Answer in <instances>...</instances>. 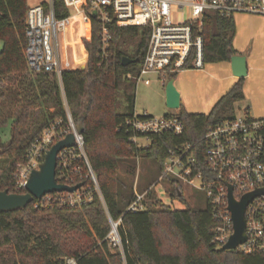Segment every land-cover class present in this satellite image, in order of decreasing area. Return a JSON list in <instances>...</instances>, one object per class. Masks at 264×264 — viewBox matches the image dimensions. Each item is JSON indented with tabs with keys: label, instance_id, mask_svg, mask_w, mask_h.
Returning a JSON list of instances; mask_svg holds the SVG:
<instances>
[{
	"label": "trees",
	"instance_id": "obj_1",
	"mask_svg": "<svg viewBox=\"0 0 264 264\" xmlns=\"http://www.w3.org/2000/svg\"><path fill=\"white\" fill-rule=\"evenodd\" d=\"M27 7V0H0V125L11 121L10 140H0V190L24 191L15 184L17 165L26 161L28 147L44 128L58 119L61 126L67 125V112L76 126H82L83 151L98 189L83 158L64 169L56 166V180L64 182L58 178L63 170L72 177L67 183L81 182L91 198L70 206L60 201L67 193L60 191L47 200L33 199L22 210L1 212L0 264H66L68 257L76 264H264L262 253L225 250L212 242L214 220L208 201L205 209L174 208L156 199L149 186L138 193H144L142 207L127 210L137 193L139 160H151L159 177L169 148L182 142L202 147L201 138L210 126L233 117L234 102L244 97L243 78H237L208 113L188 112L180 106L176 115L183 124L181 134H143L129 120L140 117L134 111L135 76L147 46L148 26L109 23L108 52L103 56L96 18L89 14L86 27L79 17H70L66 28L74 56L70 66L86 60V68L64 69L58 80L54 73L28 68ZM55 12L58 17L69 15L61 0H55ZM234 34L232 15L205 13L203 64L241 54L233 46ZM81 35L86 52L78 39ZM123 56L135 60L123 65ZM190 68L194 67L189 63L183 66ZM137 136L148 142L137 145L133 140ZM74 166L79 171H72ZM169 182L173 196L182 197L175 189L178 182ZM110 220H119V246L108 242Z\"/></svg>",
	"mask_w": 264,
	"mask_h": 264
},
{
	"label": "built area",
	"instance_id": "obj_2",
	"mask_svg": "<svg viewBox=\"0 0 264 264\" xmlns=\"http://www.w3.org/2000/svg\"><path fill=\"white\" fill-rule=\"evenodd\" d=\"M67 10L73 9V15L58 17L55 12V0H45L29 5L25 12V59L31 71L54 73L58 80L64 70L61 35L68 24V19L79 14L84 25L90 22L89 14L96 18L99 29V50L107 55L109 45L108 24L148 26L149 36L142 57L136 81L141 75L156 73L164 84L169 75L183 69L184 64L194 68L203 66L202 62V17L207 12L230 16L235 12L264 15V0H61ZM83 36V35H81ZM85 36V35H84ZM145 84L150 83L145 78ZM225 119L210 126L201 138L202 147L195 142H182L168 149L164 160L163 173L156 182H161L163 175L181 178L194 186V178L200 180L197 187L205 191L214 220L212 242L217 247L227 241L231 235L232 220L228 206V185L233 197L238 200L244 193L264 188V118L248 115ZM129 120L136 131L143 134L170 132L181 134L183 124L176 113L154 117L146 112ZM67 125L61 126L58 119L44 128L31 142L26 154V161L18 164L15 184L24 189L27 178L33 169H38L46 150L57 140L72 132L74 145L64 147L57 153V165L66 168L73 160L83 158L88 175L94 188L98 185L94 174L86 161L83 151L82 133L77 132L70 114L67 112ZM72 171H79L74 166ZM64 184L72 177L63 170L58 174ZM195 187V186H194ZM53 193H47L39 199H50ZM59 196V195H57ZM91 198L88 188L78 187L59 197L67 205H76ZM144 193H136L135 199L127 210L137 211L142 207ZM246 239L234 250L242 253L264 254V193L253 197L244 211ZM119 220H110L107 234L111 246H119L117 232ZM66 264H76L74 258H66Z\"/></svg>",
	"mask_w": 264,
	"mask_h": 264
},
{
	"label": "rangeland",
	"instance_id": "obj_3",
	"mask_svg": "<svg viewBox=\"0 0 264 264\" xmlns=\"http://www.w3.org/2000/svg\"><path fill=\"white\" fill-rule=\"evenodd\" d=\"M43 1L45 0H27V4L29 6ZM74 13L75 10H68V14L73 15ZM232 17L235 23L233 46L246 57L247 64V74L243 78L242 87L244 97L234 102L233 113L236 116H245L247 110L248 115L253 118H264V15L235 12ZM83 38H85L84 35L78 37L81 44ZM1 47L2 41L0 40V49ZM81 67L82 69L86 68V60L81 64L72 65L65 69ZM145 78L150 79L149 84L144 83ZM235 80L229 63L222 61L205 63L200 68L181 69L173 77V84L180 94V105L185 110L208 113ZM165 83L163 84L159 80L156 73L149 72L141 75L134 88L135 113L146 112L154 117L176 113L179 108H168L165 104ZM10 138L11 121L8 120L0 125V140L8 142ZM133 140L139 146L148 142L144 136H137ZM155 174L156 166L151 160H139L134 182L135 192L139 193L145 187L148 190L149 186H152L156 199L171 207L178 209L186 207L206 208L207 197L204 190L197 188L200 186L198 178H194L192 181L194 187L181 178H175L171 175H167L161 182H156L158 177H155ZM170 179L178 182L182 197L173 196Z\"/></svg>",
	"mask_w": 264,
	"mask_h": 264
},
{
	"label": "water",
	"instance_id": "obj_4",
	"mask_svg": "<svg viewBox=\"0 0 264 264\" xmlns=\"http://www.w3.org/2000/svg\"><path fill=\"white\" fill-rule=\"evenodd\" d=\"M135 59L127 56L122 57V64L126 65ZM232 75L236 78H244L247 74L246 57L242 54H234L229 59ZM82 69V67H81ZM165 104L168 108L178 109L180 107V94L173 84V77L165 83ZM77 132H82V126L76 127ZM74 145V136L72 132L67 133L63 138L54 142L45 152L42 162L38 169L31 170L24 185V191L9 192L7 189L0 190V213L5 211L22 210L33 199H39L43 195L52 192H73L82 185L81 182L68 185L60 183L55 177V168L57 165V153L64 147ZM2 148H0V153ZM178 196H181V190L176 186ZM264 193V188L254 189L244 193L238 200L233 197L232 188L228 185V206L232 220L233 231L227 241L222 245V249L231 250L246 239L244 211L247 203L255 196Z\"/></svg>",
	"mask_w": 264,
	"mask_h": 264
},
{
	"label": "bare ground",
	"instance_id": "obj_5",
	"mask_svg": "<svg viewBox=\"0 0 264 264\" xmlns=\"http://www.w3.org/2000/svg\"><path fill=\"white\" fill-rule=\"evenodd\" d=\"M80 18V15H74ZM81 20V18H80ZM69 22V19H68ZM82 22V20H81ZM68 25V24H67ZM67 25L61 35L62 38V51H63V58H64V66L70 67L71 61L74 58L72 54V41L71 36L66 32Z\"/></svg>",
	"mask_w": 264,
	"mask_h": 264
},
{
	"label": "crops",
	"instance_id": "obj_6",
	"mask_svg": "<svg viewBox=\"0 0 264 264\" xmlns=\"http://www.w3.org/2000/svg\"><path fill=\"white\" fill-rule=\"evenodd\" d=\"M82 46H83V49L85 50L83 43H82ZM235 49H236V48H235ZM85 52H86V50H85ZM86 58H87V54H86ZM227 62L229 63V61H227ZM229 65H230V64H229ZM234 77H235V76H234ZM235 79L237 80L236 77H235ZM236 80H235V81H236ZM235 81H234V82H235ZM234 82H233V83H234ZM231 86H232V85H231ZM231 86H230V87H231ZM230 87H229V88H230ZM180 106H181V105H180Z\"/></svg>",
	"mask_w": 264,
	"mask_h": 264
}]
</instances>
